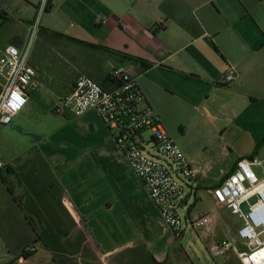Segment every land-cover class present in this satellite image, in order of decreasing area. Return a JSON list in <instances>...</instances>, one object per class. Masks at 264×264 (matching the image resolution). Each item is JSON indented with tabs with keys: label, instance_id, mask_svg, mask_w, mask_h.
<instances>
[{
	"label": "crops",
	"instance_id": "obj_1",
	"mask_svg": "<svg viewBox=\"0 0 264 264\" xmlns=\"http://www.w3.org/2000/svg\"><path fill=\"white\" fill-rule=\"evenodd\" d=\"M35 13V0H0V48L22 45ZM44 14L40 30L50 34L57 55L73 73L55 94V106L82 73L107 89L115 88L113 71L124 64L170 135L169 107L160 97L174 98L184 82L207 90L204 106L211 91L230 94L234 99L224 106L235 113L233 122L239 121L243 143H264V129L257 128L258 116L264 114V0H51ZM209 65L225 66L220 68L223 79L234 69L235 78L221 83ZM37 71V87L29 90L28 103L16 116L32 110V95L44 100L38 90L46 82L39 67ZM174 74H181V81ZM61 116L60 126L42 134L29 149L31 176L41 184L34 195L41 190L45 204L39 207L36 202L42 200L34 199L30 211L36 215L26 214V220H34L37 229L29 223V243L5 264L33 262L39 245L50 255L43 264H165L180 237L165 222L107 123L93 109ZM182 151L195 177L184 205L193 192H203V183L204 193L222 205L213 188L232 174L239 159L257 155L242 154L207 177L189 151ZM44 168L50 181L43 183ZM186 210L187 219L194 220L191 207ZM23 249L31 256L22 257Z\"/></svg>",
	"mask_w": 264,
	"mask_h": 264
},
{
	"label": "rangeland",
	"instance_id": "obj_2",
	"mask_svg": "<svg viewBox=\"0 0 264 264\" xmlns=\"http://www.w3.org/2000/svg\"><path fill=\"white\" fill-rule=\"evenodd\" d=\"M44 15L38 19V14L35 13L34 23H38L39 26L45 24ZM68 22L72 23L73 20L69 19ZM53 45L55 43H52L50 34L40 30L32 41L29 56L30 63L36 70L38 67L41 69L46 82V85L38 90L44 100L32 95L28 104L32 110L28 113L25 109L19 116H15L12 123L5 125L0 133V160L4 162L0 171V264H5L9 259H17L22 246L29 243L30 222L26 220V214L36 215L35 211L30 210L32 206L35 207L34 194L41 187L34 176H31L29 149L37 142L38 137L49 134L61 124L57 117L62 116L54 112L59 103L55 106V94L73 73L67 63L57 55ZM209 66H211L209 70L216 73V77L222 83L225 80L220 71L223 65ZM173 77L181 81L182 76L174 74ZM178 92L179 94L172 99L160 97V100H166L165 104L169 107L171 135L181 149L186 148L195 162L206 170L207 177L215 175L219 166L245 153L247 156L257 154L253 156L264 160V143H243L244 132L239 128V121L233 122L235 113L231 108L224 106L233 101L234 98H231L230 94H225L221 90L211 91L208 106H204L201 105L207 96L204 87L194 89L182 82L178 86ZM187 100L194 104L190 106ZM194 105L197 107L194 108ZM257 109L254 111L259 115L260 110ZM246 119L248 117H245L244 121ZM258 119L260 122L257 128L262 130L264 114L259 115ZM176 133L182 135L184 143L180 142L181 139ZM8 165L14 169V173L7 171ZM253 169L262 178L261 168ZM40 179L43 183L50 181L45 168L40 172ZM211 182L213 180L209 184H212ZM202 185L203 192H193L189 196L188 207H191L193 226L191 224L187 226L186 208L179 207V214L183 220V235L172 246L169 260L165 264H241L235 251L221 257H213L210 252L215 243L224 239L232 241L235 245L239 244L237 230L243 222L228 208L215 204L211 197L204 193L206 187L204 183ZM9 188L13 190L14 195ZM43 196L40 195L39 199L42 200L40 204H45V200L41 198ZM203 215H208L211 222L203 226L195 224L197 217ZM37 219L39 221V214ZM39 229L42 232V229ZM38 248L37 257L29 264H43L49 260V251L43 245H39ZM239 250L242 249L239 247Z\"/></svg>",
	"mask_w": 264,
	"mask_h": 264
},
{
	"label": "built area",
	"instance_id": "obj_3",
	"mask_svg": "<svg viewBox=\"0 0 264 264\" xmlns=\"http://www.w3.org/2000/svg\"><path fill=\"white\" fill-rule=\"evenodd\" d=\"M35 1L40 19L51 0ZM39 31L40 26L35 22L22 45L8 44L0 48V133L26 107L29 89L37 87V70L29 56L32 41ZM235 74L232 69L225 83L231 82ZM113 75L117 84L107 89L88 74H80L72 91L61 97L54 112L64 115L71 111L79 116L93 109L101 115L165 222L179 238L183 235L179 207L189 205H184L183 201L195 183L194 171L164 128L159 114L145 103L146 97L130 69L121 64ZM2 166L0 160V169ZM254 167L261 168L262 178ZM212 193L217 202L243 222L237 230L239 244L227 239L219 241L210 249L212 256L221 257L235 251L241 264H264V160L255 156L239 159L232 174L214 187ZM187 217V226H193ZM210 222L211 218L203 215L197 217L195 224L203 226Z\"/></svg>",
	"mask_w": 264,
	"mask_h": 264
},
{
	"label": "trees",
	"instance_id": "obj_4",
	"mask_svg": "<svg viewBox=\"0 0 264 264\" xmlns=\"http://www.w3.org/2000/svg\"><path fill=\"white\" fill-rule=\"evenodd\" d=\"M92 46V45H91ZM143 63V65L145 66V67H149L150 65L149 64H147V63H144V62H142ZM7 171L8 172H10V173H14V169L11 167V166H7ZM9 190L12 192V194L14 195V193H13V190L11 189V188H9ZM42 193H41V190H39V191H37V193H36V197H37V199H39L40 198V195H41ZM36 204H37V206H41V204H40V201H37L36 202ZM39 216H40V214H39ZM29 218V217H28ZM30 220V224H32L33 226H34V228H36L37 229V224L35 223V221L34 220H32V219H29ZM40 221V220H39ZM34 222V223H33ZM41 232V231H40ZM34 253V252H33ZM31 254L32 253H30L29 251H26V249H23L22 250V253H21V256L22 257H25V258H28L29 256H31Z\"/></svg>",
	"mask_w": 264,
	"mask_h": 264
}]
</instances>
